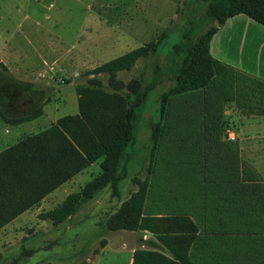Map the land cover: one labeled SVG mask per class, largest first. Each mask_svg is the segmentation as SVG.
<instances>
[{"label":"rangeland","instance_id":"374dc122","mask_svg":"<svg viewBox=\"0 0 264 264\" xmlns=\"http://www.w3.org/2000/svg\"><path fill=\"white\" fill-rule=\"evenodd\" d=\"M205 6L204 0H0V150L77 114L78 88L90 77L86 71L167 31L152 57L118 73L127 83L149 71L146 84L154 87L135 109L132 138L112 169L113 184L88 196L89 185L106 170L101 156L0 231V264H87L109 237L107 225L120 205L137 190L135 179L144 178L151 127L159 120L161 137L143 214L210 218L228 232L216 235L217 257L232 243L237 260L264 262V83L230 63L264 74V41L252 37L251 28L238 27L245 36L230 34L222 43L208 87L171 95L160 111V94L172 85L178 60L171 45L190 19L199 33L210 25ZM119 29L131 36L123 37ZM13 84L33 89L22 88L7 100ZM228 128L236 139H219ZM242 131L255 137L241 141ZM71 196H76L72 212L40 217ZM196 206L208 214L201 216ZM231 249H226L229 258ZM97 264H126L124 252Z\"/></svg>","mask_w":264,"mask_h":264},{"label":"trees","instance_id":"16d2710c","mask_svg":"<svg viewBox=\"0 0 264 264\" xmlns=\"http://www.w3.org/2000/svg\"><path fill=\"white\" fill-rule=\"evenodd\" d=\"M204 1L203 15L210 25L199 33L190 26L194 22L190 19L180 39L171 45V53L178 60L174 63L172 85L160 94L161 114L171 95L208 87L217 65L210 53V42L226 19L244 14L264 27V0ZM166 36L164 30L145 45L86 71L85 75L90 77L87 78L88 85L78 88L77 114L61 117L47 129L0 150V229L101 156L106 170L89 185L88 196L111 182L112 169L118 165L132 138L135 109L146 101L154 87L153 83L146 84L149 71L141 72L139 78H131L127 83L118 77V73L130 71L139 60L152 57ZM22 88L33 89L29 84H13L7 100L14 98ZM117 94L120 95L117 97ZM161 125L159 120L151 127L144 178L135 179L137 190L120 205L107 225L110 230L146 231L160 242V247L155 245L160 250L135 249L131 264H190L188 251L197 232L196 224L188 216L143 214ZM71 197L40 217L54 218L58 214L63 218L73 211L76 196Z\"/></svg>","mask_w":264,"mask_h":264},{"label":"crops","instance_id":"0c3cea01","mask_svg":"<svg viewBox=\"0 0 264 264\" xmlns=\"http://www.w3.org/2000/svg\"><path fill=\"white\" fill-rule=\"evenodd\" d=\"M241 25H245L251 30L256 33L254 36H259L261 37L262 41H264V27L256 22L255 20L251 19L250 17L244 15V14H237L232 17H229L226 19V21L218 27L217 32L213 35L211 42H210V53L214 59H219L220 58V48L222 43H224L225 39L232 34L234 37L236 36H245L244 32L242 30H239L238 27H241ZM116 27V26H115ZM117 31L116 29L113 30V32ZM118 33L122 34L123 37H129V30H122L119 29ZM264 46V42H263ZM231 64H233V67L235 70L239 71L242 75H244L247 78H253L254 74H257L256 77L257 79L262 80L264 83V74H261L260 71H253L247 66L241 65L242 67H238L236 63L230 61ZM254 80L256 78H253ZM232 127V125H231ZM242 134H238V137L241 141L250 139L252 134L244 133V131L241 132ZM226 137V138H225ZM237 135L234 130H231L230 128L225 129L224 134H220L218 136L219 139H231L234 140L236 139ZM259 137V136H257ZM222 141V140H221ZM227 146L229 144L232 147L233 145L235 146L234 143H225ZM248 144V142H247ZM8 147V146H7ZM50 194V193H49ZM47 196V195H46ZM45 196V197H46ZM44 197V198H45ZM43 198V199H44ZM242 207L241 205H239ZM196 209L198 211L199 208L196 206ZM222 209H225L222 207ZM232 210L237 209L239 212L240 208H233V206L230 208ZM242 209V208H241ZM29 210V209H28ZM206 208H202V210L199 212L201 213V216L204 215L206 216L208 212H205ZM27 211V210H26ZM26 211L21 213L20 215L24 214ZM14 218L11 222L6 224L3 228L0 229L2 231L7 225H10L14 220H16L18 217ZM144 215H154V216H188L190 217L193 222L197 226V232L195 235V238L189 248L188 251V259L190 264H245L244 262H248L247 260H237L236 259V254L234 252L233 244L226 241L227 237H222L220 238L224 243L228 244L229 246H226L225 249L220 252L222 257H217L216 255L219 254L217 253V248H215L216 244L215 242L217 241V234H227V230L225 229L226 227H219L216 226V224H213V222L210 220V218H207L206 221L204 219L198 220L195 215L191 213H185V214H161V213H152V214H144ZM91 227H102L99 224L91 223ZM102 229H105V227ZM109 233V237L105 238V241L102 240L103 244L102 247H100L99 250L96 251V253L93 255V257L90 259H87V264H97L98 262H104L106 260V257H109L110 255L113 254H120V252H124L125 255V262L126 264H131L132 262V256L133 252L135 249H149V250H160L157 247H160V242L156 239L154 235H152L149 232H141V231H134L132 238L124 236V235H118L116 231L107 229ZM124 236V237H123ZM101 242V243H102ZM157 245V247L155 246ZM227 248H232L230 251V258L229 255L226 251ZM162 252L166 253L164 250H161ZM229 262V263H228ZM264 264L263 260L261 262H249L248 264Z\"/></svg>","mask_w":264,"mask_h":264}]
</instances>
